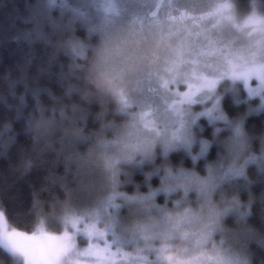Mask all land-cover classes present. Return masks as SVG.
<instances>
[{
	"label": "clouds",
	"instance_id": "clouds-1",
	"mask_svg": "<svg viewBox=\"0 0 264 264\" xmlns=\"http://www.w3.org/2000/svg\"><path fill=\"white\" fill-rule=\"evenodd\" d=\"M9 3L14 0H0V9ZM120 3L24 0V9H13L22 23L0 35V44L14 42L18 51L13 63L0 67V157L15 145L12 173L22 177L43 170L33 191L36 214L45 218L103 209V198L112 191L104 158L122 150L120 137L127 131L141 83L169 54L170 44L158 32L132 23ZM238 91L226 82L216 93L219 107L212 114L205 109L215 97L199 110L186 105V124L171 140L166 139L171 130L165 136L142 129L152 137L149 149L136 154L138 163L121 160L116 187L123 195L100 222L127 229L161 222L163 211L142 199L154 191L155 205H168L173 214L189 210L183 228L190 236L204 233L199 247L213 254L218 250L216 264H264V127L248 123L249 117L264 113V94H244V107L229 112L223 98L231 94L239 104ZM217 111L223 119L215 117ZM201 117L211 125L207 135ZM172 119L169 111L157 113L161 126ZM21 134L26 145L19 142ZM185 137L192 139L190 148ZM205 141L206 150L200 152ZM213 145L216 153L209 158ZM174 152H183L191 163L173 160ZM137 171L145 183L134 182ZM153 176L158 183H151ZM160 194L167 203L157 198ZM176 237L185 239L180 233ZM0 253L6 257H0V264H23L5 246L0 245Z\"/></svg>",
	"mask_w": 264,
	"mask_h": 264
},
{
	"label": "snow or ice",
	"instance_id": "snow-or-ice-1",
	"mask_svg": "<svg viewBox=\"0 0 264 264\" xmlns=\"http://www.w3.org/2000/svg\"><path fill=\"white\" fill-rule=\"evenodd\" d=\"M260 6L264 9V0H260ZM120 8L139 28L158 32L170 44L169 54L141 83L127 131L120 137L122 150L104 158L105 166L111 169L112 191L103 198L102 210H72L58 220L36 214L32 230L25 231L10 223L12 212L6 213L0 207V245L22 257L23 264H216L221 259L218 250L213 254L199 247L203 232L190 236L183 228L189 210L173 214L167 211L168 205H155L154 191L143 194L142 199L163 211L161 222L127 229L115 222L102 224L100 220L110 207L119 206L118 197L123 195L116 187L121 160L138 163L136 154L149 149L152 137L144 135L142 129L165 136L171 130L172 137L166 139L178 137L186 124V105L215 97L205 111L212 114L218 109L216 83L222 76H230L239 91L237 81L243 80L248 95L264 94V14L253 9L242 23H236L230 5L197 0H121ZM199 8L208 11H196ZM233 24L242 31L233 33ZM207 71L213 74L206 75ZM252 77L259 81L255 87L248 84ZM180 79L189 81L184 92L169 87ZM165 110L173 119L168 125L157 127V113ZM215 117L224 118L219 111ZM184 140L190 148L192 139ZM206 147L207 142H202L200 152ZM32 195L35 209L37 193L33 191ZM177 233L185 239L178 240ZM78 236L87 238L86 246L77 244ZM150 255L154 258L149 259Z\"/></svg>",
	"mask_w": 264,
	"mask_h": 264
},
{
	"label": "trees",
	"instance_id": "trees-1",
	"mask_svg": "<svg viewBox=\"0 0 264 264\" xmlns=\"http://www.w3.org/2000/svg\"><path fill=\"white\" fill-rule=\"evenodd\" d=\"M237 10L244 14L250 10L254 3L260 5V0H233ZM24 0H14V3H9L4 6L3 9H0V35L6 36L7 33L14 31L17 25H20L22 21L18 16H16L13 11L14 8L24 9ZM264 14V9L261 10ZM18 56V51L14 42H7L0 44V67L5 64H11L15 61ZM244 91L238 92L240 103L236 104L233 102V96L231 94L226 95L223 98V104L228 109L229 112H234L240 108L244 107ZM201 105L196 104L194 109H200ZM248 123L254 128L264 127V113L260 115H253L249 117ZM200 124L202 125V130L205 135L209 134L211 130V125L208 120L204 117L200 118ZM19 142L22 144H27L28 140L23 134L19 137ZM195 153V152H194ZM216 146L213 145L208 152V157L211 158L215 156ZM17 156V146H13L9 150V153L5 157H0V173L3 174L0 177V207H3L7 212H12L14 215L10 217V220L17 227H21L25 231H31L34 226L36 219V210L33 208V190L41 183L43 176L42 169H34L29 175L17 177L15 173H12L9 169V161L16 159ZM184 159L185 163H191L190 157L185 155L183 152H174L172 154L173 160ZM203 163V159L200 160V164ZM143 173L137 171L134 176L135 181H143ZM151 183H158V177L153 176L151 178ZM131 187V185L129 186ZM142 188H146V184L141 185ZM257 188L260 185L256 186ZM41 199L45 198V195L40 197ZM158 199L161 200V203H167L163 199V194L158 195ZM47 206L45 205V208ZM31 210V214L30 213ZM253 219L257 217L253 216ZM258 222V220H257ZM0 257H4L3 253H0ZM6 259V257H4Z\"/></svg>",
	"mask_w": 264,
	"mask_h": 264
},
{
	"label": "rangeland",
	"instance_id": "rangeland-1",
	"mask_svg": "<svg viewBox=\"0 0 264 264\" xmlns=\"http://www.w3.org/2000/svg\"><path fill=\"white\" fill-rule=\"evenodd\" d=\"M197 2L207 3V4H228V5H230L229 11H230L231 15L233 16V18L236 20V23H242L243 19L247 15H249L253 11V9H255L258 14H263L261 12V10H262L261 6L259 4H256V3L253 4V6L250 8V10L248 12L241 14L237 10V8L235 7L233 0H197ZM196 11H205L206 12V11H208V9L207 8H199ZM206 19L210 23H212V20L210 17H208ZM245 28H249V30H250V26H248V25H245ZM231 31L233 33H235V32H240L242 30L236 28L235 24H233L231 27ZM205 74L206 75H212L213 73L211 71H207V72H205ZM226 82L232 83V78L230 76H222L216 83V91L220 90ZM237 83L239 84L240 89H242L245 94H248V88L244 84L243 80H239V81H237ZM258 83H259V81L255 77L250 78L248 81V84L253 86V87H255ZM188 86H189V81H187L185 79H180L178 81H174L169 85L170 88L175 89L177 92H184L188 88ZM173 98H176L175 94L173 95ZM210 99L211 98H209V99H198L191 105V107L194 109V106L196 104H200L201 108H203L205 105H207V103L209 102ZM244 100H245V98H244ZM194 110H199V109H194ZM160 126L161 125L159 123H157V127H160ZM193 155H194V153H193ZM54 230H59V229H54ZM87 243H88V241H87L86 237H83V236L77 237V244L79 246L84 247L87 245ZM156 243H158V241ZM128 251H131V249H128ZM152 258H154V256L150 255L149 259H152Z\"/></svg>",
	"mask_w": 264,
	"mask_h": 264
}]
</instances>
